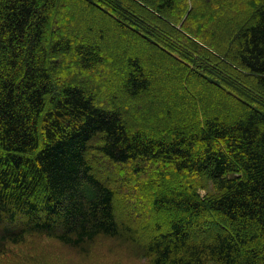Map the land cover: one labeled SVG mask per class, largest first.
<instances>
[{
  "label": "trees",
  "instance_id": "trees-1",
  "mask_svg": "<svg viewBox=\"0 0 264 264\" xmlns=\"http://www.w3.org/2000/svg\"><path fill=\"white\" fill-rule=\"evenodd\" d=\"M246 1L0 0V254L111 237L147 264H264V0Z\"/></svg>",
  "mask_w": 264,
  "mask_h": 264
},
{
  "label": "rangeland",
  "instance_id": "rangeland-1",
  "mask_svg": "<svg viewBox=\"0 0 264 264\" xmlns=\"http://www.w3.org/2000/svg\"><path fill=\"white\" fill-rule=\"evenodd\" d=\"M248 0L246 2H250ZM181 24V23H180ZM179 24V25H180ZM147 40L149 33L144 34ZM133 124V121H131ZM156 184V183H155ZM172 183L165 182V185ZM150 184L141 180L134 184L127 195L129 199L122 204L133 214L142 202L140 191ZM156 187L163 189L162 184ZM170 188H174L172 185ZM0 264H147L145 260L133 254L132 250L120 240L111 237H98L89 246L87 252L63 245L45 235H30L18 244H8L0 254Z\"/></svg>",
  "mask_w": 264,
  "mask_h": 264
}]
</instances>
